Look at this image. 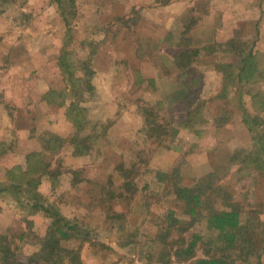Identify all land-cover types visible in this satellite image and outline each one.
I'll return each mask as SVG.
<instances>
[{
  "label": "rangeland",
  "instance_id": "1",
  "mask_svg": "<svg viewBox=\"0 0 264 264\" xmlns=\"http://www.w3.org/2000/svg\"><path fill=\"white\" fill-rule=\"evenodd\" d=\"M60 2L0 0L4 24L21 29L39 18L40 36L54 37L57 55L67 52L81 78L72 87L62 73L56 77L60 84L67 81V105L84 109L81 127L49 126L64 139L54 150H42L49 169L58 175L53 180L42 175L24 203L41 205L77 225L64 244L80 250L82 264H185L176 255H162L184 247L179 237L189 239L192 234L202 236L195 258L207 250L215 253L222 242L207 228L206 211L190 216L176 199L175 187H206L205 199L213 208L222 207V195L229 197L243 218L264 209V167L252 160L258 154L251 152L253 139L243 122L255 118L264 132V110L254 108L251 99L264 91V79L246 85L232 78L225 86L224 79L205 74L216 64L236 60L226 52L225 42L231 39L241 41L245 52L255 41L253 50L264 60V0ZM65 38L72 44L63 45ZM194 49L198 60L179 73L172 71V53ZM86 69L93 75H83ZM20 79L24 88H31V76ZM45 80L40 78V88ZM186 93L188 98L180 101ZM170 97L180 104L171 115L167 109L173 100L171 106L169 101L154 110L155 123L169 132L157 135L145 125L143 108L157 107ZM11 103H6V112ZM38 113L50 116L46 109ZM180 120L191 127L179 132ZM10 135L0 151L18 154L17 137ZM77 142L81 146L75 151ZM9 163L10 158L0 159L2 168ZM42 207L0 197V233L19 251L28 253L37 237L49 231L51 217ZM169 210L178 219L174 227L169 226ZM21 234L26 235L22 240Z\"/></svg>",
  "mask_w": 264,
  "mask_h": 264
},
{
  "label": "trees",
  "instance_id": "2",
  "mask_svg": "<svg viewBox=\"0 0 264 264\" xmlns=\"http://www.w3.org/2000/svg\"><path fill=\"white\" fill-rule=\"evenodd\" d=\"M60 6V0H56ZM67 28H69L67 26ZM255 41L252 46L249 47L248 51L245 52L244 44L238 40H228L225 42L226 52L231 53L236 60L233 62H226L223 66L219 63L214 67L222 73V79L226 82L236 79L237 83L252 85L263 81L264 79V60H261L262 54L258 50H253ZM209 50H207L208 52ZM64 53V50L62 51ZM67 53V52H66ZM65 53V54H66ZM65 54L59 57L60 67L63 71V75L66 76L67 80L72 87L73 85L80 82L81 78L76 76L78 69L72 67V61L70 57ZM264 54V53H263ZM187 55V59H184ZM199 56L197 49L193 51H184L182 53H172L174 58V64L179 70H183L189 66L190 63L196 60ZM75 63V62H74ZM223 67V69H222ZM83 75H93L92 71L86 69ZM199 77V76H198ZM90 85V84H89ZM90 87V86H89ZM70 91V90H68ZM67 91V92H68ZM73 91V90H71ZM59 95L65 100L64 92ZM188 98V93L180 97L181 100ZM252 104L259 108L258 111L264 110V91H259L252 94ZM63 100L61 102H63ZM171 100H173L171 106ZM170 101V102H169ZM65 102V101H64ZM63 102V103H64ZM165 102H169L170 115L173 114V110L178 108L180 102L172 97L166 101H159L156 103L157 107L143 108L146 116L145 125H150V131L159 134L169 135L168 129L163 128L164 125L155 123L154 117L156 112L154 110L165 105ZM160 109V108H159ZM199 108L196 111H200ZM165 111V110H164ZM84 109L79 107L75 103H69L67 106L66 116L71 121L73 126L80 128L81 121L83 119ZM188 110L185 111V117L190 114ZM246 128L253 139V162L260 161L264 167V132L261 134L259 130L258 121L253 118H248L243 121ZM173 125V123L171 124ZM191 123L186 120L178 121V126L183 129H189ZM166 129V130H165ZM177 133V129L173 130ZM172 133V132H171ZM51 138V139H50ZM46 142L48 146L45 147L49 150H54L55 144L63 143L62 139L58 135H51ZM79 142H77L76 150H79ZM1 147V146H0ZM57 147V145H56ZM3 151V150H2ZM5 151V150H4ZM258 152V153H256ZM261 155L263 158H261ZM44 152L35 151L29 153L25 157L23 165H15L9 168L5 173V179L0 181V197L11 196L14 200L21 202L23 205L35 208L37 206L42 207L38 204H31L28 200L31 193L30 190H36L40 178L44 174H49V179H56L58 172L55 173L49 169V163L44 161ZM77 183V181H76ZM205 188L200 184L191 186L175 187L176 199L183 202L186 207L187 213L190 216H197L199 211L205 210L203 218L205 220L207 228L212 232L216 233V239L221 241V245L216 248L215 253H210L209 250L205 251V256L195 258V245L198 241L202 240V236L192 234L189 239H183L179 237L178 244L184 245L162 255V257H171L176 255L177 260L183 261L185 264H235L237 260L245 263L262 264L264 260V209L259 211L251 212L250 215H245L243 218L242 211L237 203L229 200V197L221 196L222 207L213 208L206 202L205 199ZM28 199L26 203L24 200ZM43 208V207H42ZM45 209V208H43ZM47 214L51 217V226L49 231L44 236H38L36 244H33V249L26 253V251H19L13 242L9 239L6 234L0 233V264H82L80 250L78 248L66 246V242L71 238L69 231L77 229V225H71L64 218L58 214L45 209ZM174 212L169 210L167 218L169 220V226L178 222V219L174 217ZM26 237L25 234H21L19 239L22 240ZM35 245V246H34ZM169 254V255H168ZM161 257V258H162ZM169 260L167 261V264Z\"/></svg>",
  "mask_w": 264,
  "mask_h": 264
},
{
  "label": "crops",
  "instance_id": "3",
  "mask_svg": "<svg viewBox=\"0 0 264 264\" xmlns=\"http://www.w3.org/2000/svg\"><path fill=\"white\" fill-rule=\"evenodd\" d=\"M50 5L55 19L54 6ZM31 12L38 13L37 9L31 10ZM3 21L4 19L0 15V146L7 142L11 132L17 137L19 145L16 149L18 154L13 151H0V159L10 158L12 162L3 168L0 166V181L5 179V173L9 168L19 164L23 165L22 162L25 161L27 154L45 149L48 146L46 141L51 135L59 136L60 133L55 132L52 128L50 130L49 126L54 127L64 124L72 129L71 126L73 125L66 116L68 106L66 98L63 100L59 97V100L55 94H60L61 90H64V96L66 97L69 88L66 80L60 84L56 78L61 76V73L63 74L59 62V57L63 54L57 55V48L56 46L53 47L54 37L44 38L40 36L41 22H39V18H35V21H31L29 25L21 29L15 28V26L9 28ZM171 29L173 30L171 35H173L175 29ZM210 33V31L207 32V36L204 38L206 41H210ZM210 37L212 38V36ZM67 40L66 38L63 40V45L66 43L72 44L71 41L68 42ZM48 45L49 47H47ZM50 51L52 52L50 53ZM198 57L196 60H198ZM109 59L115 60V57L110 56ZM169 59L173 61L172 71L179 73L178 67L174 64V58L171 56ZM41 67H43L42 72H40ZM212 68L211 72L205 74L216 76L219 80L222 79V73L215 67ZM19 75L21 76L19 77ZM25 75L26 78L31 76V88H24L22 85L23 82L20 78ZM40 78L47 79L44 81L43 88L39 86ZM62 100L65 102H61ZM8 101L12 103L10 110L6 112ZM41 109H46L50 116L44 118V115L38 113ZM43 125L45 126L43 129L44 135H42L43 132L39 131ZM185 130L179 128V132ZM70 154L75 156L73 148Z\"/></svg>",
  "mask_w": 264,
  "mask_h": 264
}]
</instances>
